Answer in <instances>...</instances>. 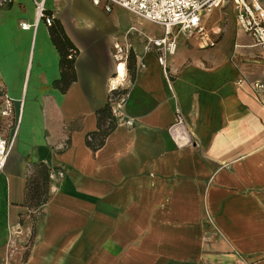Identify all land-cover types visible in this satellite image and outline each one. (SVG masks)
<instances>
[{"label": "crops", "instance_id": "1", "mask_svg": "<svg viewBox=\"0 0 264 264\" xmlns=\"http://www.w3.org/2000/svg\"><path fill=\"white\" fill-rule=\"evenodd\" d=\"M45 6L78 50L70 83L55 85V21L34 25V0L0 6V133L20 116L0 171V264H264V92L253 88L264 82V49L239 27L234 5H224L235 12L224 35L208 27L224 6L204 15L208 45L194 36L200 49H187L180 33L167 69L148 42L164 26L150 34L143 25L152 22L130 11L102 37L53 0ZM97 6L110 16L113 7ZM116 40L130 46L118 78ZM125 75L123 115L133 125L101 111L112 105L111 79ZM179 113L185 126L175 134ZM39 162L65 175L50 178L34 209L26 187Z\"/></svg>", "mask_w": 264, "mask_h": 264}, {"label": "built area", "instance_id": "2", "mask_svg": "<svg viewBox=\"0 0 264 264\" xmlns=\"http://www.w3.org/2000/svg\"><path fill=\"white\" fill-rule=\"evenodd\" d=\"M15 0H0V6L13 3ZM36 4V20L34 25L44 20L47 25L53 23V14L47 12L45 0H34ZM95 5L103 3L107 11H111L113 5H119L138 17L159 24L165 27L166 34L160 38H149V46L155 47L158 53V60L163 68L167 69V57L174 55L178 47V35L188 34V36H198L204 44L211 43V37L204 25V15L214 8L233 4L236 11V20L239 27L249 33L255 43L264 49V4L260 0H92ZM32 24L24 22L23 28H29ZM115 57L117 59L116 74H119V66L124 64L127 74V59L129 57L130 46L116 40L113 43ZM112 81V79H111ZM110 81L111 110L117 122L125 121L128 125H133L131 118L123 115L124 106L128 93L126 87V75L116 85ZM243 82V78L239 79ZM253 88L256 92H264V82H255ZM5 107L2 114L11 116L14 112L13 99L6 97ZM20 123V116L16 119L14 129L8 136L0 133V171H2L9 159L15 145L17 130ZM185 126V120L179 113L176 123L172 126L175 134L179 133V128ZM65 175L63 169L50 172L51 179L62 178ZM54 190L56 187L53 188Z\"/></svg>", "mask_w": 264, "mask_h": 264}, {"label": "rangeland", "instance_id": "3", "mask_svg": "<svg viewBox=\"0 0 264 264\" xmlns=\"http://www.w3.org/2000/svg\"><path fill=\"white\" fill-rule=\"evenodd\" d=\"M53 2L55 5L60 6V13L64 14L70 20L82 23L91 22L92 33L97 36H106V32L108 30L107 27L114 26L113 22L115 19H120L124 22H129L133 19L131 12L119 5L113 6L111 14L108 17L103 8L93 4L92 0H53ZM233 21H235V12L233 7L224 6L214 12L213 16H211L208 21V27L217 26V29L220 27L222 28V35H224L227 25L232 24ZM152 24L146 23L143 26L150 34L162 35L163 28L161 25L155 23V25ZM211 36L212 39L215 37V35ZM180 38L185 42V47L187 49H200L199 39L196 37L188 36V34H182ZM232 54L234 55V53ZM258 74L260 78L264 79V69L259 70Z\"/></svg>", "mask_w": 264, "mask_h": 264}, {"label": "trees", "instance_id": "4", "mask_svg": "<svg viewBox=\"0 0 264 264\" xmlns=\"http://www.w3.org/2000/svg\"><path fill=\"white\" fill-rule=\"evenodd\" d=\"M54 21L55 29L52 32V38L60 52L61 79L55 81V85H58L63 82L70 83V81L75 78L74 64L78 50L65 33L62 24L58 19H55L54 17L51 25L54 24ZM101 111L104 116L111 117L109 115L111 113L109 103L102 108ZM112 127L113 124L110 122L107 128H101V131L106 135ZM33 166L35 167V175L28 178L26 202L30 207L36 209L43 205L49 197L50 168L44 162L34 163Z\"/></svg>", "mask_w": 264, "mask_h": 264}, {"label": "bare ground", "instance_id": "5", "mask_svg": "<svg viewBox=\"0 0 264 264\" xmlns=\"http://www.w3.org/2000/svg\"><path fill=\"white\" fill-rule=\"evenodd\" d=\"M119 71H120V72H119L120 75H118L117 78L125 74V67H124L123 64H120V70H119ZM121 80H122V78H119L117 84H118Z\"/></svg>", "mask_w": 264, "mask_h": 264}]
</instances>
